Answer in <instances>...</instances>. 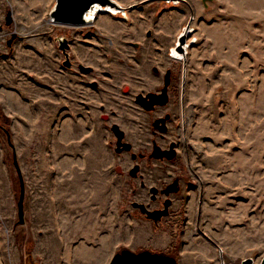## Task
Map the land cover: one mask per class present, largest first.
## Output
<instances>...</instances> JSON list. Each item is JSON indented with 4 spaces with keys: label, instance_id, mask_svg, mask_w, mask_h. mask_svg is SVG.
<instances>
[{
    "label": "rangeland",
    "instance_id": "rangeland-1",
    "mask_svg": "<svg viewBox=\"0 0 264 264\" xmlns=\"http://www.w3.org/2000/svg\"><path fill=\"white\" fill-rule=\"evenodd\" d=\"M53 2L0 0V264H108L120 248L168 250L170 239L177 264H219L218 246L227 264L247 256L257 264L264 255V0H153L130 11L144 27L167 20L174 34L194 15L188 61L201 106V149L190 167L197 186L187 192L181 180L172 195L176 225L158 229L129 213L138 180H121L115 153L99 147L85 116L76 120L75 105L61 98L53 39L60 27L47 21ZM13 154L24 186L22 223ZM181 162H161L156 171L173 175Z\"/></svg>",
    "mask_w": 264,
    "mask_h": 264
},
{
    "label": "flooded vegetation",
    "instance_id": "flooded-vegetation-1",
    "mask_svg": "<svg viewBox=\"0 0 264 264\" xmlns=\"http://www.w3.org/2000/svg\"><path fill=\"white\" fill-rule=\"evenodd\" d=\"M151 1L128 5L119 2L125 7L124 13L99 11L87 24H55L60 31L53 39L60 56L61 98H69L75 105L76 120L85 116L86 130L99 136V147L115 153L113 158L118 162L113 168L120 177L124 175L121 180H138L130 188L129 213L137 212L158 229L160 225H176L172 195L180 192L181 180L187 192L197 186L190 167L196 145L201 149L200 133L196 137L201 106L193 97L188 61L195 29L192 27L186 35V42L194 40L187 45L184 56L176 57L172 48L188 20L174 34L173 24L167 20L153 18L144 27L140 20L129 16L139 4ZM101 13L111 18H98ZM201 102L203 106L204 99ZM179 157L182 164L177 173L156 171V165L164 161L177 163ZM198 193L197 215L201 184ZM168 246V250L144 247L133 251L149 249L170 255L177 264V247L171 239ZM218 258L220 263L219 252ZM222 259L225 262L223 252Z\"/></svg>",
    "mask_w": 264,
    "mask_h": 264
},
{
    "label": "water",
    "instance_id": "water-1",
    "mask_svg": "<svg viewBox=\"0 0 264 264\" xmlns=\"http://www.w3.org/2000/svg\"><path fill=\"white\" fill-rule=\"evenodd\" d=\"M166 1L177 3L178 1L183 0ZM135 5L136 4L134 3L129 7ZM124 9L125 7L122 6L117 0H54L52 6L49 9L47 21L53 24L81 25L90 23L93 20L95 14L99 11H109L111 13L120 11L124 13ZM192 18L193 15L191 14L182 31L178 34L175 46L172 48V52L176 57H183L187 45L194 40V38H192L189 42H186V35L192 32V27H190ZM14 35L15 34L12 33L11 38H13ZM11 38L7 40V44H9ZM6 135L7 140L10 142L9 133L7 132ZM13 164L15 166L19 180V195L16 202L18 216L17 222L22 223L24 186L14 154ZM218 252L220 257L219 264H226L222 259V250L220 247ZM108 264H176V259L173 256L154 252L149 249L133 251L128 248H121L111 256ZM236 264H254V260L252 257L247 256L240 259ZM257 264H264V255L260 258Z\"/></svg>",
    "mask_w": 264,
    "mask_h": 264
},
{
    "label": "trees",
    "instance_id": "trees-1",
    "mask_svg": "<svg viewBox=\"0 0 264 264\" xmlns=\"http://www.w3.org/2000/svg\"><path fill=\"white\" fill-rule=\"evenodd\" d=\"M1 114V113H0ZM1 116V115H0ZM27 244H28V247L30 246V243H29V241L27 242Z\"/></svg>",
    "mask_w": 264,
    "mask_h": 264
}]
</instances>
